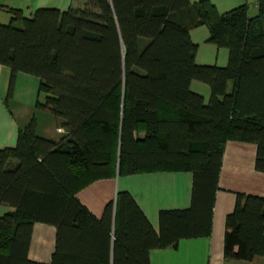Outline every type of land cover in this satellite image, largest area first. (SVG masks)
Wrapping results in <instances>:
<instances>
[{"label":"trees","instance_id":"obj_1","mask_svg":"<svg viewBox=\"0 0 264 264\" xmlns=\"http://www.w3.org/2000/svg\"><path fill=\"white\" fill-rule=\"evenodd\" d=\"M219 13L210 0H85L66 11L11 9L0 24V65L40 81L38 110L64 120L61 141L31 121L0 149V264L28 259L34 223L56 228L50 264H149L150 251L207 236L227 141L256 145L264 173V0ZM19 23L16 25L15 23ZM228 50L225 67L197 65L190 30ZM210 89L207 103L190 89ZM143 132L144 139L138 134ZM14 162V164H12ZM168 169L192 174L190 206L159 212L156 232L127 192L96 218L75 197L113 175ZM223 256L264 257V198L238 194L225 220Z\"/></svg>","mask_w":264,"mask_h":264},{"label":"crops","instance_id":"obj_2","mask_svg":"<svg viewBox=\"0 0 264 264\" xmlns=\"http://www.w3.org/2000/svg\"><path fill=\"white\" fill-rule=\"evenodd\" d=\"M85 0H0V24L11 22V9L22 11L30 18L39 9L80 8ZM200 0H190L191 3ZM219 13H226L239 6L248 5L249 16L257 13L249 8V0H210ZM257 1V0H256ZM18 25L19 23H15ZM190 38L198 47L197 65L225 67L228 50L207 42L209 30L205 25L190 30ZM10 69L0 65V149L14 148L17 138L31 121L35 123L38 137L61 141L67 136L64 120L38 110L36 104L43 102L46 94L39 91L37 77L17 73L10 98H7ZM190 89L207 103L210 89L198 81L191 82ZM144 139V133L138 134ZM256 145L229 140L223 150L214 197L210 234L180 240L175 247L154 249L149 254V264H264V257L255 256L251 261L226 260L223 256L225 220L233 211L238 194L264 198V173L255 169ZM14 164V162L12 163ZM113 175L97 179L75 193L76 199L96 218L102 216L104 207L115 202L118 193L127 192L136 202L152 228L158 232V215L162 210H180L190 206L192 174L187 171L157 169L132 175L119 174L116 166ZM14 209L0 204V217ZM56 228L49 224L34 223L28 249V259L50 264L55 250Z\"/></svg>","mask_w":264,"mask_h":264},{"label":"rangeland","instance_id":"obj_3","mask_svg":"<svg viewBox=\"0 0 264 264\" xmlns=\"http://www.w3.org/2000/svg\"><path fill=\"white\" fill-rule=\"evenodd\" d=\"M249 8L252 12H254L256 10V8L254 7V4L256 3V0H249Z\"/></svg>","mask_w":264,"mask_h":264},{"label":"built area","instance_id":"obj_4","mask_svg":"<svg viewBox=\"0 0 264 264\" xmlns=\"http://www.w3.org/2000/svg\"><path fill=\"white\" fill-rule=\"evenodd\" d=\"M255 6L257 7V3L255 4Z\"/></svg>","mask_w":264,"mask_h":264}]
</instances>
